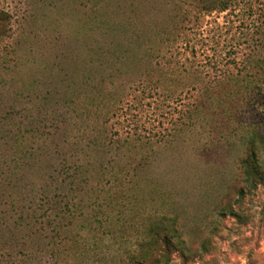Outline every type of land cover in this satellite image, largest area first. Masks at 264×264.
I'll use <instances>...</instances> for the list:
<instances>
[{"label": "rangeland", "instance_id": "rangeland-1", "mask_svg": "<svg viewBox=\"0 0 264 264\" xmlns=\"http://www.w3.org/2000/svg\"><path fill=\"white\" fill-rule=\"evenodd\" d=\"M248 1L197 23L191 0H0V128L33 121L68 159L97 138L107 163L83 223L92 252L65 259L49 229L26 251L1 237L0 264H124L157 224L180 239L167 264H264V187L239 171L242 137L264 134L263 12ZM184 12L176 41L158 38ZM196 97L211 100L192 120Z\"/></svg>", "mask_w": 264, "mask_h": 264}, {"label": "trees", "instance_id": "trees-1", "mask_svg": "<svg viewBox=\"0 0 264 264\" xmlns=\"http://www.w3.org/2000/svg\"><path fill=\"white\" fill-rule=\"evenodd\" d=\"M191 1L196 4L195 8H198L192 17L197 23L201 17L213 11L233 13L242 2V0ZM255 2L257 3L252 5L248 1L246 10L251 14L256 9L263 12L256 31L259 34L256 41L264 51V0ZM184 14L178 22L179 26L175 25L167 31L164 29L158 38L163 37L166 41L171 40L170 42L174 43L176 39L170 37H179L185 31L180 26L184 27L191 21L186 17L188 13ZM261 69L264 74V66ZM215 97L212 98L215 103L223 106L224 97L219 95ZM210 100L211 98L196 97L193 106L195 113H189L188 118L192 120L199 118L202 108H205ZM12 123L6 125V121V127L0 128L3 135L0 141L4 140L6 145H9L0 146V239L8 235L16 236L20 249L26 251L32 239L50 229L49 231L56 236L63 238L62 249L58 245H53L52 248H56V253L65 259H77V255L80 257L86 252H92L91 247L89 248L84 241L82 230H85L83 223L88 222V218L97 220L96 217L101 212L100 207H96L95 210L98 209V212L88 216V211H94L92 206L97 205L96 202L100 198L101 191L98 188L102 186L101 177L107 171V163L104 161L106 152L103 153L102 148L104 141L93 138L83 145L92 152V157L86 155L79 157L78 154L77 157L68 159L58 155V150L63 145L62 147L57 143L48 145L51 136L33 121ZM242 139L245 156L239 162V171L243 180L250 187H264V134L253 126ZM77 146L75 151L82 152L83 148L78 149ZM24 171L35 177L31 178L27 185L20 186L19 174ZM70 193L74 194L76 199H73ZM111 198L108 193L110 201ZM110 205L108 201L107 208ZM78 222H81L80 226L75 229L74 226ZM149 229L148 240L142 241L136 250L128 253L124 264H167L170 261L180 241L174 232L175 229L159 224ZM49 244L50 242L46 243L47 248Z\"/></svg>", "mask_w": 264, "mask_h": 264}]
</instances>
